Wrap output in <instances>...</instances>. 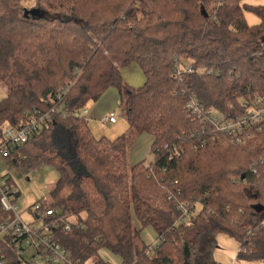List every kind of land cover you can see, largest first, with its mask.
Masks as SVG:
<instances>
[{"label": "trees", "instance_id": "trees-1", "mask_svg": "<svg viewBox=\"0 0 264 264\" xmlns=\"http://www.w3.org/2000/svg\"><path fill=\"white\" fill-rule=\"evenodd\" d=\"M244 10L260 23L249 26ZM132 65L145 78L137 89L123 78ZM0 84V140L38 111L51 116L13 151L24 170L59 171L46 206L72 218L71 232L51 230L70 264H106L101 250L121 264H220L211 261L220 234L238 243L237 261L264 262V131L238 144L187 108L195 99L234 119L244 102L264 100V6L0 0ZM110 89L130 127L153 137L151 165L130 166L126 135L96 138L75 116ZM185 204L203 210L180 224ZM9 218L0 203V224ZM146 228L157 243L138 247ZM2 247L9 264H27Z\"/></svg>", "mask_w": 264, "mask_h": 264}, {"label": "built area", "instance_id": "built-area-1", "mask_svg": "<svg viewBox=\"0 0 264 264\" xmlns=\"http://www.w3.org/2000/svg\"><path fill=\"white\" fill-rule=\"evenodd\" d=\"M214 1L217 7H222L226 2L236 0ZM238 1L244 3V0ZM187 70L191 72L192 69L189 66ZM177 74H180V70H178ZM244 103L243 114L234 119H226L214 109L206 110L195 99L190 100L187 108L196 119L212 124L216 131L231 135L240 144L246 138L251 139L256 132L264 131V100L255 98L251 103ZM75 116L80 119L87 118L89 110L84 107L75 113ZM118 118L117 112L111 111L110 114L101 118L100 122L102 124L117 123ZM51 121L49 114H42L38 111L29 117L24 128L5 127L3 137L0 140V153L5 159H11L14 148L25 145V143L30 141V138ZM17 193L18 190L11 185L9 179L0 176L1 207L3 211L10 215L8 220L0 224V264H9L2 247V241L10 242L15 254L27 264H70L71 256L69 252L51 237L52 228L60 227L61 223L66 232H71L73 225L68 216L61 210L48 208L46 205L50 199L45 198L41 203H37L27 209L33 216V221L36 225L34 226L29 222L26 223L19 212V197H17ZM195 205L192 210L186 204L179 205L178 220L180 224L186 223L190 217L195 215V210L199 204ZM29 250L32 253H29Z\"/></svg>", "mask_w": 264, "mask_h": 264}, {"label": "rangeland", "instance_id": "rangeland-1", "mask_svg": "<svg viewBox=\"0 0 264 264\" xmlns=\"http://www.w3.org/2000/svg\"><path fill=\"white\" fill-rule=\"evenodd\" d=\"M24 4L26 6L33 7L35 5V0H23ZM244 3H241V5H248L249 7H259L264 6V0H244ZM244 17L248 23L249 26L251 25H258L260 23L259 17H257L252 11L244 10ZM138 67V65H137ZM128 67L123 70V78H125L126 82L133 88H138L141 85L145 83V78L142 74V71L140 67ZM113 96H116L115 102H113L112 110L116 111L119 120L118 125H116L117 128H121L124 124V117L122 113V109L120 107V95L117 93L115 89H110L106 92L105 96H103L99 101L96 103H89L86 108L88 110H93L96 108L97 105H99L100 101H104L101 105L104 106L105 102L108 100L114 99ZM6 97V88L0 84V102ZM111 109H108L107 113L112 111ZM89 120L90 129L94 135V137L102 138L108 132L113 129V126H105L100 125L98 122L91 121L89 117H87ZM108 138L107 136H105ZM109 139V138H108ZM111 140V139H110ZM21 155V153H20ZM22 156V155H21ZM21 158V157H20ZM20 166V165H19ZM47 170L51 172L49 176L45 175L44 173H41V171H31V170H21L15 165V161L7 160L5 162V158L0 153V168H7L8 169V176L12 178V180L16 183V188L20 190V195L18 199V208L20 214H22V219L26 223H30L32 225H36L33 221V216L27 211V207L33 205L32 201H37L39 198V195L42 194V196H46L48 192L52 191L57 183V180L59 178V171L56 169V167L51 166H45ZM48 198V197H46ZM26 209V210H25ZM203 207L201 204H199L195 210V215H199L200 212H202ZM72 221V218L70 219ZM138 224H136V227ZM145 230V229H144ZM157 243V235H155L153 229L147 228L142 234H141V240L138 241L137 246L141 247L143 244L151 245ZM216 245L213 246L214 250L211 254V261L218 262L220 264H264V262H255V263H249L247 261H237V256L239 253V247L238 243L235 239L228 237L224 234H220L216 238ZM29 253H32V251L29 250ZM28 253V254H29ZM105 257L106 264H117L119 259L117 257H113L111 255L103 254Z\"/></svg>", "mask_w": 264, "mask_h": 264}, {"label": "crops", "instance_id": "crops-1", "mask_svg": "<svg viewBox=\"0 0 264 264\" xmlns=\"http://www.w3.org/2000/svg\"><path fill=\"white\" fill-rule=\"evenodd\" d=\"M133 66L137 67V65H132L130 67L132 68ZM142 74H143V72H142ZM135 89H137V88H135ZM113 98L114 99H112V100L111 99L108 100V102L106 101L104 106L101 105L104 101L103 102L100 101L99 105H97L96 108H94L93 110H89V116L88 117L90 118V120L98 122V124L101 125L102 123L100 122V119L105 117V116H107L108 114H110L111 111L107 113L108 109L112 110V105L111 104L113 102H115L114 100H116V96H113ZM112 111H114V110H112ZM118 120H119V118H118ZM118 120H117V123L102 124V125L110 126V127L113 126L112 127L113 129H111V131L108 132V134L105 135L109 139H115V138L120 137L121 135H126L127 136L128 150H129V152H128V164H130V166H135V165H138V164L151 165V163L155 162V158L156 157H155V155L153 153V149H152V145H153V141H154L153 137L151 135H148V134H145V133L137 134L130 127L128 121H126L125 118H124L125 122H124L123 126L121 128H117L116 125H118V123H119ZM88 123H89V120H88ZM105 136H103V137H105ZM12 154L13 155H12L11 159H5V162L7 160H9V161L13 160V161H15V165L22 170L23 168H21V166H19L20 165V160H21L20 153L17 152V151H15V152L12 151ZM45 170H47L45 166H40L39 168L35 169V171H39V172L41 171V173H44L45 175L49 176L51 174V172L45 171ZM0 176L1 177H7V179H9V182L11 183V185H13L16 188V186H17L16 183L12 180V178L10 176H8V169L7 168H4V169L0 168ZM17 190H18V193L20 195V190L19 189H17ZM46 197H48L50 199V197L48 195H46V196L45 195L42 196V194L39 195V198L37 199V201H32V203H34L33 205L39 203L42 199H44ZM33 205H31V206H33ZM29 207L30 206H28L27 208H29ZM104 253L107 254L108 256L109 255L113 256L110 252H108L106 250H101L100 254H101L102 258L104 259V261H105V258H106L103 255ZM113 257H117L119 259L117 264H121V259L118 256H113Z\"/></svg>", "mask_w": 264, "mask_h": 264}]
</instances>
